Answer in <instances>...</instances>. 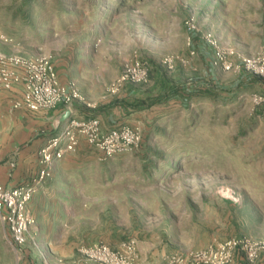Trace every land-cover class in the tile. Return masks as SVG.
<instances>
[{
  "label": "rangeland",
  "instance_id": "1",
  "mask_svg": "<svg viewBox=\"0 0 264 264\" xmlns=\"http://www.w3.org/2000/svg\"><path fill=\"white\" fill-rule=\"evenodd\" d=\"M0 31L21 53L51 55L84 99L79 112L142 135L109 158L82 150L91 164L70 172L101 181L87 188L95 197L65 199L79 237L110 247L135 238L138 264L140 245L148 264H176L229 239L264 243V73L242 64L264 55V0H0ZM217 51L229 69L214 63ZM134 60L146 78L109 92ZM161 81L175 97L157 96ZM9 239L0 223V264H23ZM232 255L226 264H264V251L253 262Z\"/></svg>",
  "mask_w": 264,
  "mask_h": 264
},
{
  "label": "built area",
  "instance_id": "2",
  "mask_svg": "<svg viewBox=\"0 0 264 264\" xmlns=\"http://www.w3.org/2000/svg\"><path fill=\"white\" fill-rule=\"evenodd\" d=\"M184 23L191 33H199L200 29L192 14L187 16ZM202 36L213 44L209 33H202ZM4 45H9L13 50L3 51ZM189 54H193V51ZM214 63L224 69L231 67L226 56L218 51ZM242 64L246 68L258 64V71L264 73V55L255 59L244 58ZM147 70L146 64L140 60L125 63L110 85L109 92L113 93L120 83L144 80ZM0 90L10 92L11 108L22 112L47 111L58 105H63L68 112L61 130L49 137L38 149L35 174L13 187L6 188L0 184V223L7 228L9 242L20 260L25 255L29 228L34 222L27 203L51 177L54 161L62 158L65 153L75 151L80 136L102 158H109L138 147L142 135L137 128L125 124L103 129L97 116L77 118L73 104L75 101L84 102V99L73 83L59 81L51 55L21 53L15 48L14 38L2 31ZM235 249L242 252L246 261L253 262L259 251H264V243L245 238L229 239L184 257H173V260L176 264H226L231 261L232 251ZM77 252L82 260L97 264H138V244L135 238L126 239L117 247H110L100 241L79 245Z\"/></svg>",
  "mask_w": 264,
  "mask_h": 264
},
{
  "label": "crops",
  "instance_id": "3",
  "mask_svg": "<svg viewBox=\"0 0 264 264\" xmlns=\"http://www.w3.org/2000/svg\"><path fill=\"white\" fill-rule=\"evenodd\" d=\"M18 2L29 6L35 0ZM22 31V37L26 38L27 30L22 28ZM14 33L19 34V31ZM12 50L9 45L3 46L5 52ZM55 69L59 81L66 83L57 67ZM10 95L8 91L0 90V184L6 188L16 186L35 174L38 149L61 130L66 113L63 105L47 111L22 112L11 108ZM73 109L79 119L96 116L79 112L76 103ZM100 122L103 129L110 128L102 120ZM85 142L80 136L75 151L65 153L62 158L54 161L51 177L27 203L34 222L29 228L26 253L21 260L23 264H97L82 260L77 252L80 244L89 242L84 241L83 236H78L77 226L72 227L71 222L77 221L78 216L69 211L65 200L93 198L97 194L87 188L100 182L99 176L70 172L74 166L84 165L90 159L82 150L86 151L87 146L94 148ZM88 164H91V160ZM139 250L141 264H148L145 260L148 255L141 251V245Z\"/></svg>",
  "mask_w": 264,
  "mask_h": 264
},
{
  "label": "trees",
  "instance_id": "4",
  "mask_svg": "<svg viewBox=\"0 0 264 264\" xmlns=\"http://www.w3.org/2000/svg\"><path fill=\"white\" fill-rule=\"evenodd\" d=\"M25 2H29V1H33V0H23ZM177 94V91L175 89V87H173L171 84H165V82L161 81V86L159 87L158 90V94L157 96H162L161 98L165 99L164 101H167L170 98L175 97ZM159 99H153L150 104H152L153 102H157ZM186 100V99H184Z\"/></svg>",
  "mask_w": 264,
  "mask_h": 264
},
{
  "label": "water",
  "instance_id": "5",
  "mask_svg": "<svg viewBox=\"0 0 264 264\" xmlns=\"http://www.w3.org/2000/svg\"><path fill=\"white\" fill-rule=\"evenodd\" d=\"M67 113H68V112L66 111V113H65L66 116H67Z\"/></svg>",
  "mask_w": 264,
  "mask_h": 264
}]
</instances>
